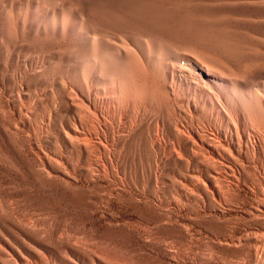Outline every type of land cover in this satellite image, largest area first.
I'll return each instance as SVG.
<instances>
[{"label":"rangeland","instance_id":"374dc122","mask_svg":"<svg viewBox=\"0 0 264 264\" xmlns=\"http://www.w3.org/2000/svg\"><path fill=\"white\" fill-rule=\"evenodd\" d=\"M2 1L7 9L16 2ZM160 1L145 9H95L113 31L111 48L100 42L98 47L104 54L118 52L117 63L108 65H121L122 42L138 54L121 27L145 25L168 38L196 39L230 78L244 88L264 89L263 5L251 0ZM81 5L64 11L86 8ZM101 37L107 39L105 33ZM158 53L159 73L152 67L155 59L149 66L142 59L141 66L132 57L155 90V103L143 102L123 138L112 147L105 144L110 161L101 150H83L68 134L85 114L73 97L75 86H86L72 81L67 68L93 55L78 41L58 35L19 37L0 49V264L264 263V240L258 245L253 237L245 245L237 242L249 232H264L259 190L264 181L209 184L201 174L236 173L239 167L230 157L213 163L196 156L190 164L186 156L166 159L164 149L151 146L158 121L180 122L208 137L220 131L208 106L195 107L183 93L171 95L167 65L178 69L183 63ZM101 127L111 129V124Z\"/></svg>","mask_w":264,"mask_h":264},{"label":"bare ground","instance_id":"6f19581e","mask_svg":"<svg viewBox=\"0 0 264 264\" xmlns=\"http://www.w3.org/2000/svg\"><path fill=\"white\" fill-rule=\"evenodd\" d=\"M74 1L42 0L38 3L39 1L31 0L29 4L24 5L20 0H16L12 9H7L4 1L0 0V49H4L6 43H13L19 37L45 39L50 35H58L78 41L87 53L93 55L91 61L74 60L67 68L72 81L86 86L85 90L75 86L77 90L73 92L76 104L85 114L71 127L68 133L71 139L85 151L91 148L101 150L100 154L111 161V156L106 157L103 153L107 149L105 144L112 147L123 138L132 124L130 117L137 112L136 108H142L143 102L155 103V90L147 84L142 73V59L148 60V66L149 61L155 59L152 67L159 73L162 56L158 52L164 51L183 63L178 69L167 65L171 77V95L183 93L188 103L191 102L195 107L205 109L208 106L220 131L217 130L208 137L194 127L185 126L180 122L158 121L150 139L151 146L159 150L164 149L167 152L166 159H180L186 156L187 163L190 164L196 156L213 163L230 157L239 167L236 173L228 174L219 169L214 174H201L209 184L225 180L231 182L238 178L251 182L264 181V89L260 91L244 88L238 81L230 78L221 69L214 54L206 52L196 39L168 38L145 25L121 27L123 33L130 34L129 41L138 47V54L128 43L122 42L118 58L121 65L112 67L107 62L117 63L118 52L104 54L98 43L110 49L113 31L110 25L104 24L105 20L103 23L95 9L105 5H128L135 9H145L154 2L161 1L77 0L81 6L87 8L86 11L84 8L78 9L77 6L68 14L64 7L77 5ZM251 1L264 6V0ZM102 33L107 36L105 41L101 40ZM134 34L137 37L133 36ZM99 54L104 55L99 58ZM134 56L139 59L141 66L131 63ZM196 79L207 81L209 86L199 85ZM86 115L89 118L91 116V119ZM107 121L110 122L111 129L101 127L107 126ZM110 154L108 151V155ZM247 168L251 173L245 172ZM212 189L213 192L216 191L215 187ZM259 190L264 195V187L260 186ZM262 205L264 207V202ZM263 235L264 232L262 235L249 232L245 240L239 239L237 242L245 241V245L250 240L248 238L253 237L255 245H258L264 240L261 238Z\"/></svg>","mask_w":264,"mask_h":264}]
</instances>
